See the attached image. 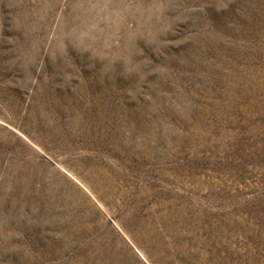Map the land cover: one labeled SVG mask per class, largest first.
<instances>
[{
  "label": "rangeland",
  "instance_id": "374dc122",
  "mask_svg": "<svg viewBox=\"0 0 264 264\" xmlns=\"http://www.w3.org/2000/svg\"><path fill=\"white\" fill-rule=\"evenodd\" d=\"M0 264H264V0H0Z\"/></svg>",
  "mask_w": 264,
  "mask_h": 264
}]
</instances>
